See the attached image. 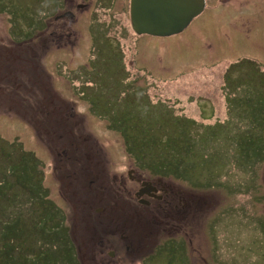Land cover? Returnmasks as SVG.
<instances>
[{
	"label": "rangeland",
	"instance_id": "1",
	"mask_svg": "<svg viewBox=\"0 0 264 264\" xmlns=\"http://www.w3.org/2000/svg\"><path fill=\"white\" fill-rule=\"evenodd\" d=\"M61 3L0 0V146L12 143L33 153L29 169L41 174L48 198L65 213L78 264L84 256L85 264H264V162L257 178L255 161L261 154L243 156L239 163L236 147L241 136L249 141L253 133L264 132V0H205V12L187 27V35L149 37L151 62L146 54L138 60L149 63L154 74L135 63L132 51L127 53L128 38L121 40L122 50L94 46L87 36L77 46L57 48L52 31H66L58 27L62 22H53ZM42 31L46 37L37 38ZM90 96L100 102L95 110L106 113L110 97L120 117L136 119V143L131 139L125 145L115 130L125 124L117 121L121 126L112 129L91 110ZM229 101L237 104L232 116L240 122L229 120ZM244 127L253 132H234ZM85 133L98 144L82 142L79 134ZM224 134L236 146H223L220 156L203 160L200 155L211 149L208 139ZM168 136L170 144L176 137L181 143L198 142V148L181 156L190 162L192 188L187 174L158 176L149 168L162 164L135 153L137 144L152 154L163 150ZM60 144L68 151L61 152ZM173 157L167 156V163ZM12 166L21 169L13 157L0 153L5 172L0 186ZM71 169L75 176L66 172ZM137 176L153 182L160 178L182 191L187 206L179 220L167 219L173 226L153 200L137 203ZM208 182H213L210 187ZM13 192L24 196L19 188Z\"/></svg>",
	"mask_w": 264,
	"mask_h": 264
},
{
	"label": "trees",
	"instance_id": "2",
	"mask_svg": "<svg viewBox=\"0 0 264 264\" xmlns=\"http://www.w3.org/2000/svg\"><path fill=\"white\" fill-rule=\"evenodd\" d=\"M45 32L46 31H42L36 37L37 38L42 37L41 39H43V37H46L47 35L44 34ZM48 36H50V34H48ZM90 69L93 71L96 70L93 67H90ZM226 87H229V85L227 84ZM38 88L41 89L40 86ZM93 91H96L95 87ZM89 98L91 100L90 103L92 106L91 110L99 113L101 118L107 120V123L110 124V127L112 129H115L114 127L121 126L120 122H119L120 124L116 123L117 121L121 120L125 124L123 126V129H120L121 131L115 129L123 137V141L125 145L129 141H131V139L134 140V143H136L137 125H136V119L133 116L128 114L125 115L124 117H120L118 113L119 105L114 104V101L110 97L109 99L106 100L104 105L106 113L99 112V110H95V108L99 109V107H101L100 102L97 101L96 98H92V96H90ZM98 98H100V94ZM232 101H229L228 104L226 105V112L227 114H229L230 117L229 120L231 119L232 122L237 123L240 122L239 120L241 118L239 116H232V113L235 110L234 108L237 106L236 103L235 105L232 104ZM211 106H212L211 104L207 105L208 109L212 110ZM200 116L202 117V119L205 117V116L203 117L202 115ZM177 117L180 118L179 116ZM246 131L249 133L253 132V131H248L247 127H244V130H239V129L234 130V132L237 133V135H240L242 133L245 134ZM230 132L232 131H228V134ZM228 134L226 136H228ZM79 135L82 139V142L87 141L89 142V145L94 144V142L95 144H98L97 141L87 133H85L84 135L82 134ZM226 136L225 134L224 136L219 135V137L212 135V138H209L207 142L211 149L209 152L200 155L203 156L202 159L208 162L211 159L215 158V156H220V154H222L221 147L236 146L235 144L238 143L240 146L237 145L236 147L239 152L238 154L239 163L243 159V156L252 158L253 156H257L261 154L260 156L262 158L260 159L257 158V160L255 161L257 163V169L255 172L258 178L259 177L258 165H260L262 161L264 162V132L257 131L253 133L248 138L249 141H246L247 138L241 136V138H238L236 143L234 142L235 139L230 138L231 139L230 140L229 138H226ZM75 139H77L76 136ZM168 139L169 136L167 137L166 140L167 146L161 148L163 150H160V148H158V151L153 152L152 154L151 152H148L144 148L137 147L138 145L137 144L135 147L138 149H135L136 150L135 153L138 154L139 152L142 155L143 159L146 157L149 158L150 164H153L154 162H157L159 165L162 164L160 167H157L155 169L152 168V165L150 166L149 169L151 170V172L152 170H155V172H153L154 174L158 176L170 174L176 179L178 178L181 179L182 175L186 177L185 174H187V170H188L187 166L190 165L189 164L190 162L187 163L181 158V156L188 155L190 150L194 146L198 148V142L196 140H192V141L190 140L187 144L184 142L181 143L180 138L176 137V142L170 144L168 142ZM250 140H252V142ZM72 144L76 145V143H74L73 141ZM61 145L62 144H60L61 152L62 151L64 153L67 152L68 150ZM89 145L88 147L93 148L92 146ZM126 149L127 150L130 149V147L128 148L127 146ZM131 149L134 150V148ZM97 151L98 154H101V151L99 150ZM0 153L10 158L13 157L14 161L19 162V168L21 167V169L16 170L13 167L15 165H13L12 168L14 169H11L10 175L9 177H7V181L3 182L0 186V264H78L79 260L76 257L75 245L73 244L71 235L68 232L69 228L66 226L65 213L61 208L58 207V205H56L51 199L48 198V190L47 188H43V180H41L42 178L41 174L38 173V171L36 170L29 169L32 166H34V163H32L33 161L32 159L34 158L33 153L25 152V151L22 152L21 148H18L17 146H15V144L12 143L10 144L4 143L2 146H0ZM151 154L153 155V158H150ZM206 154L208 155V157L207 159H204V156ZM166 155L167 156L175 155V158L173 157L170 163H167L168 159L166 158L167 157ZM86 158H88L89 160V156H86ZM96 161L97 160H95V162ZM75 164H79V162L76 161ZM166 165L171 169L165 168ZM203 165L205 166L206 163H204ZM97 166L98 167L96 168L100 170L99 164H97ZM93 168L94 167H90L88 169L92 170ZM145 168L144 170H147V167ZM83 170L80 169V172H83ZM70 171L71 172L66 170L68 174L71 173L72 176H75L74 173H72V169ZM101 171L103 172L102 169ZM2 175H5V172L1 169L0 176ZM209 176H211V174H209ZM187 177L189 180L191 179L190 176H188V174ZM69 178L70 176H67L66 179L68 180ZM205 182H206V178H205ZM213 182L206 183L205 184L206 187H210L211 185L210 183ZM187 183L191 188L196 184L195 182H191V180L188 181ZM218 187L219 186L217 185L216 188ZM15 188L21 189L24 192V196L23 197L16 196L17 193L14 194L13 192V189ZM25 215L27 216L24 218ZM171 239L173 238H169L167 239V241L172 243L174 240ZM176 248H180V246ZM167 249H168L167 251H169L172 248H167ZM66 252L68 254H66ZM155 253L156 250L154 253L148 255L146 259L150 256L155 255ZM68 259H71L72 263L71 262L69 263ZM200 262H204V261L199 260V263ZM167 263L175 264V261H169Z\"/></svg>",
	"mask_w": 264,
	"mask_h": 264
},
{
	"label": "flooded vegetation",
	"instance_id": "3",
	"mask_svg": "<svg viewBox=\"0 0 264 264\" xmlns=\"http://www.w3.org/2000/svg\"><path fill=\"white\" fill-rule=\"evenodd\" d=\"M205 8L206 7L203 8L201 13L193 17L191 21L188 23V25L185 28H183L182 31L176 33V35L181 33L187 35L188 34L187 31H189L187 27H189L193 22H197V19L205 12ZM58 21L64 24L63 25L61 23L58 25V27L60 25L61 27L65 26L66 31L64 32L52 31V33L54 34L53 40L55 39L56 40L55 42L59 45V47L57 48L62 47V44L65 46L67 45L68 47L77 46L79 44V41H81L84 37L87 36V38L90 39L91 44L94 46L95 43L97 44L99 43V48L100 47L104 48L106 45H111L113 47L112 50L116 47L117 49L122 50V47L124 46H123V41L121 40H125L128 38L127 44H125V46H127L128 49L127 53L132 55L131 54L132 51L133 56L135 58V63H138L141 66V69H146L147 71H149L148 73L150 74H154V72H156L154 68L151 69L149 66H147L151 62L150 57L152 53V47L150 45L152 41H150L148 38L156 35H151L147 33H138L132 27L131 19H130V0H62L61 6H59V10L55 14L53 19V22H58ZM197 23L195 25V29L198 26ZM61 27L59 29H62ZM197 28L200 29V25ZM117 37L121 39L117 41ZM157 37H166V36H157ZM58 38L59 40H57ZM61 38L64 39L61 41ZM107 40L110 42L109 44H107ZM143 54H146L145 56L148 55V58H150L149 63H147V65L140 64L138 60L140 59L139 55H143ZM79 67H82V64L78 66V68ZM69 69L73 70L77 68H69ZM82 69H87V67ZM134 70L135 72H137L136 68H134ZM227 84H228L227 82L224 83V85L226 86ZM138 85L144 86L143 83ZM150 87L151 86L149 87L147 86L146 88L150 89ZM135 179L138 180V185H139L137 190L140 188V183L142 181L150 182L149 184L150 186L148 187L145 185L142 186V187L145 186V188H147L145 193H143L142 195V198H144L147 201V204L144 205H149L150 199L153 200L154 207L165 214L162 216L165 217L163 218L165 221L168 222V225L172 224L169 222V220H167L169 219V217L171 219L176 218L179 220V215L181 211L184 210V208L187 206L186 204L187 199H185V197L182 196L183 194L181 195L182 191L180 189L174 188V186L171 184H166L165 182H161L160 178L156 179L155 182L141 178L140 176H137ZM75 197L78 198V194H76ZM193 200H195V198ZM137 203L139 204L138 199H137ZM172 208L173 209L175 208L174 213L176 214L171 213ZM187 243L189 247L192 249L193 247L191 246V242L187 241ZM93 257L94 256H92L90 260H92ZM85 261L86 259L84 256V260L82 259L80 261V264H85Z\"/></svg>",
	"mask_w": 264,
	"mask_h": 264
},
{
	"label": "water",
	"instance_id": "4",
	"mask_svg": "<svg viewBox=\"0 0 264 264\" xmlns=\"http://www.w3.org/2000/svg\"><path fill=\"white\" fill-rule=\"evenodd\" d=\"M204 5L205 0H130L131 25L138 33L173 35L182 31L193 17L201 13ZM149 184L142 181L135 192L140 204H147L142 195Z\"/></svg>",
	"mask_w": 264,
	"mask_h": 264
},
{
	"label": "bare ground",
	"instance_id": "5",
	"mask_svg": "<svg viewBox=\"0 0 264 264\" xmlns=\"http://www.w3.org/2000/svg\"><path fill=\"white\" fill-rule=\"evenodd\" d=\"M89 257H87V258H91L93 255H88ZM86 259V258H85ZM83 260H84V258H83Z\"/></svg>",
	"mask_w": 264,
	"mask_h": 264
}]
</instances>
